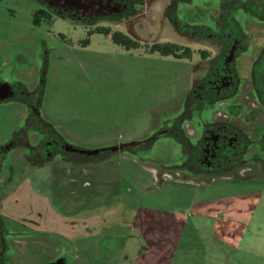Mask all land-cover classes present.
Instances as JSON below:
<instances>
[{
  "label": "rangeland",
  "instance_id": "1",
  "mask_svg": "<svg viewBox=\"0 0 264 264\" xmlns=\"http://www.w3.org/2000/svg\"><path fill=\"white\" fill-rule=\"evenodd\" d=\"M218 3L203 0L199 6H189V26L196 29L201 22V28L216 30L214 19L222 12ZM42 6L38 0H0V82L8 83L11 90L24 87L37 105L29 127L27 102L17 98L0 102V144L9 142V148H2L0 214L9 231H24L18 239L26 246L15 263L36 264L43 253L58 256L66 250V264H201V259L203 264H226L228 257V264H243V259L264 264V253L255 247L244 253L237 250L235 256L221 248L215 259L209 250L215 242L224 245L214 226H226L218 211L231 208L240 209L238 218L244 220V213L254 207L253 222L258 224H251L255 233L248 237H256L260 227L258 236L264 243V136L259 135L264 133V106L256 103L248 83V67L264 47V23L251 17L244 21L248 46L236 60L242 83L239 92L229 104L219 102L202 117L228 120L262 141L244 148L226 171L190 174L176 165L183 152L172 136L151 137L170 125L183 102L196 95L193 82L200 76L199 66L204 74L219 53L213 43H206L208 35L201 38L193 30L181 36L180 30L149 11L120 28L114 22L85 24L39 14ZM125 28L137 33L135 45L129 40L117 42V31L129 35ZM166 42L189 47L191 56L161 55L158 49ZM154 43H160V48ZM251 108L256 109L253 120H249ZM189 114L197 123L204 121L195 117L193 109L187 110ZM184 125L187 136L196 135L192 122ZM40 128L56 133L76 149L105 152L93 156L65 152L43 160L22 142L10 144L11 138L21 140L22 134L30 144H37ZM120 144H131L129 151L135 154L126 147L110 149ZM152 169L178 171L182 179L194 178L195 183H175L171 188L164 184L158 190ZM193 188L197 194L204 190L208 197H200L201 208H195L216 214L201 217V233L194 238L201 243V251L185 258L184 247L173 257L164 249L151 248L149 231L140 226L141 221L149 225V211L155 209H168L180 219L190 211L186 196H193ZM133 211H138L134 220ZM32 241L42 242H36V247L43 252L27 251L35 245Z\"/></svg>",
  "mask_w": 264,
  "mask_h": 264
},
{
  "label": "flooded vegetation",
  "instance_id": "2",
  "mask_svg": "<svg viewBox=\"0 0 264 264\" xmlns=\"http://www.w3.org/2000/svg\"><path fill=\"white\" fill-rule=\"evenodd\" d=\"M43 6L42 14L45 12L54 17L83 22L85 24H94L98 22H114L120 28H124L125 24H131L134 19L137 20L145 14L146 11L151 13V16L157 18L160 22H164L170 28H177L181 36L190 34V31L203 37L208 35L206 43L214 44V47L219 49V53L204 69V74H201V66L199 77L194 80L197 84L195 89L196 95L191 97L195 103L187 100L183 102V107L179 113L172 118L170 125L165 129H160L151 139L170 135L173 141L180 146L183 152L181 162L176 164L185 168L190 174H201L205 172H223L224 169H229L236 164L235 158L244 148L252 145L254 142L262 141L251 138L249 133H244L237 129L228 120H219L216 117L212 119H202L206 111L213 109L219 102L229 104L230 100L239 92L241 80L237 76L236 60L243 52L247 50L248 34L244 30V21L247 17L258 20L264 23V0H219L217 7L220 8V14L214 20L217 22L216 30L210 26L204 25L201 28V22L196 24L197 28L193 29L187 22V13L189 6L193 4L200 5L203 0H38ZM159 2H161L159 4ZM140 25V24H139ZM138 25V26H139ZM137 26V27H138ZM194 26V25H193ZM209 31L206 32L205 29ZM126 29V28H125ZM120 31L123 36H126L131 42L137 43L133 37H138L137 33L132 29L133 33L128 31ZM187 31V33H185ZM247 35V36H246ZM133 38V39H132ZM140 38V37H139ZM204 40V39H203ZM206 41V40H205ZM160 43H154L157 46ZM169 46L168 52L163 51V46ZM175 45V47H174ZM162 48L158 49L161 55H167L174 58H189L191 56L190 48L183 47L173 42L160 44ZM203 57H207L205 51L202 52ZM201 59V50L198 53ZM248 66V65H247ZM249 91L256 101L264 106V47L260 49L251 65H249ZM207 70L209 72H207ZM12 98L21 99L28 103L27 120L32 118V115L37 112V105L30 101V94L24 87L11 90L10 85L6 82H0V102L7 101ZM190 98V97H189ZM188 98V99H189ZM251 101V100H250ZM190 103V107L187 104ZM201 103V104H200ZM263 103V104H262ZM200 104V105H199ZM253 107L257 105L251 101ZM187 105V106H185ZM240 107V105H238ZM264 108V107H263ZM193 109L195 117H200L204 121L196 122L193 115H187V110ZM227 111V107L225 109ZM256 109L249 111L253 120ZM206 115V114H205ZM185 122H192L196 135L187 136L184 128ZM40 139L37 144H30L22 134L21 140L11 138V142L17 144L22 142L23 146L32 150L34 156H39L43 160H49L55 155L62 156L65 152L73 155L80 154L75 147L70 146L65 140H62L54 132L38 131ZM259 135H263L261 133ZM260 136V137H261ZM17 142V143H16ZM136 144V143H135ZM147 144H150L147 143ZM146 144V146H147ZM133 145V144H132ZM131 145L126 146L124 150H130ZM2 148H9V142L0 144V164L3 161L4 153ZM108 149V148H107ZM105 149L99 150L97 153H104ZM134 151V150H131ZM97 153L93 154L96 155ZM92 154L90 156H93ZM68 161H73L68 159ZM3 185V183L1 184ZM0 185V187H1ZM1 189V188H0ZM24 231H9L0 214V264H16L15 259L18 255L26 252L25 247L20 245L19 237L24 234ZM26 248L33 254L43 252L42 247ZM43 244L42 242H38ZM25 245V243H24ZM36 248V250H33ZM9 250H11L9 253ZM45 254L47 256H45ZM66 250L62 254L55 256V253H43L41 262L36 264H66ZM14 255L16 257H14ZM45 261V262H44ZM30 264V263H25Z\"/></svg>",
  "mask_w": 264,
  "mask_h": 264
},
{
  "label": "crops",
  "instance_id": "3",
  "mask_svg": "<svg viewBox=\"0 0 264 264\" xmlns=\"http://www.w3.org/2000/svg\"><path fill=\"white\" fill-rule=\"evenodd\" d=\"M152 177H153V174H152ZM191 179H193L195 183V179L194 178H191ZM153 181H154V177H153ZM169 182L170 181L159 182L160 185L157 187V189L160 190L164 184L166 186H170L171 188L172 185H177L175 183H186V182H172V183H169ZM154 183L156 182L154 181ZM189 184L190 183L185 184V185H189ZM193 190L195 189L193 188L192 192ZM201 191L203 192L201 194H197V190H195V192H193V196L192 195L186 196L188 199L190 198L189 204H188L190 211L180 216L179 217L180 219L175 218V215L172 212L168 211V209H155L156 211L154 210L149 211L150 213L148 216L150 218V220L148 221L149 225H147L146 221H141L140 226H146V230L149 231L148 238H149V243H150L151 248H156L157 250L164 249L166 250V254L169 253L171 254L170 256L173 257L174 255H176L177 249H179L180 247H184L185 248V251H184L185 258L195 256L196 253L201 251V243L197 242V240L196 241L194 240L195 236L200 235L201 233L200 231L201 230V217L206 218V217L216 215V214H208L206 213V211L195 208L196 206H200L199 208H201V198L200 197L208 199L207 195L204 193V190H201ZM187 192L184 194H187ZM246 194L247 193H244L243 195H246ZM202 203L204 204V202ZM253 208L254 207L249 209L248 213H244L245 214L244 220L238 218L239 216L238 210L240 209L231 208L229 210L224 211V213L221 211H218L221 214L222 219L224 218L227 221V224L231 226L234 225V227L231 228L226 223H225L226 226H224V228H222L221 226L220 227L214 226V233L217 232L218 237L225 240L224 245L220 243V246H219V245H216L218 244V242H215L214 244H212L213 246L211 245L212 247L210 246L209 250L212 253V256L214 259H215V255L218 252H221L223 248L224 250H228L229 252L228 254H230L231 256L233 255L235 256L234 252L237 250H240L241 252L244 253V252L250 251L254 247L258 248L256 252L261 251L262 253H264V243L260 241L259 236H258V234H260L259 233L260 227L257 229L258 233L256 234V237H252V236L248 237V234L251 235L252 233H255L253 228L251 227V224H256V223L258 224L257 221L256 223L253 222V215H252ZM141 212L143 213L142 215L144 217L147 216L145 211H141ZM137 215H138V211L137 212L133 211L131 214V219L134 220V218L137 217ZM131 225H132V222H131ZM175 225H178V226L176 227ZM151 254L152 253H150V255ZM227 259L228 261L226 264L231 262L230 257H228ZM201 264H203L202 259H201ZM243 264H249V263L245 262L243 259Z\"/></svg>",
  "mask_w": 264,
  "mask_h": 264
},
{
  "label": "built area",
  "instance_id": "4",
  "mask_svg": "<svg viewBox=\"0 0 264 264\" xmlns=\"http://www.w3.org/2000/svg\"><path fill=\"white\" fill-rule=\"evenodd\" d=\"M151 173L153 174L156 186H159V182L161 181L194 183L193 179H182L181 174L178 171H175L174 173H171L169 171H162L159 173L157 170L152 169Z\"/></svg>",
  "mask_w": 264,
  "mask_h": 264
},
{
  "label": "trees",
  "instance_id": "5",
  "mask_svg": "<svg viewBox=\"0 0 264 264\" xmlns=\"http://www.w3.org/2000/svg\"><path fill=\"white\" fill-rule=\"evenodd\" d=\"M38 13L39 14H41V13H43V11L41 10V11H38ZM101 31H104V32H108L107 31V29H105V28H102V29H100ZM117 35L119 36V38H118V40H117V42H119L120 44H125V43H127V40H129L126 36H123V34L121 33V32H118L117 31ZM130 41V40H129ZM133 45H135V43L133 44ZM156 47H159L158 45L156 46ZM161 48H162V46H160ZM159 47V48H160ZM174 47H175V45H174ZM170 50V47L169 46H163V51L166 53V52H168ZM29 120L30 119H28L26 122H27V124L29 125V127H31L32 126V123H29ZM44 124H46L47 125V123L45 122ZM45 126V125H44ZM40 130H42V131H44V129H42V128H40ZM51 131H53V130H51ZM45 132H47V131H45ZM59 136V135H58ZM62 139V138H61ZM63 140V139H62ZM127 151H129V150H127ZM129 152H131V153H133V154H135V151H129Z\"/></svg>",
  "mask_w": 264,
  "mask_h": 264
},
{
  "label": "water",
  "instance_id": "6",
  "mask_svg": "<svg viewBox=\"0 0 264 264\" xmlns=\"http://www.w3.org/2000/svg\"><path fill=\"white\" fill-rule=\"evenodd\" d=\"M128 145H131V144H120V145H116V146L110 147V149H112V150H117L118 149L119 150V149H121L123 147H126ZM76 150L79 153H85V154H88V155L95 154V153H97L99 151V149L98 150H82V149H76Z\"/></svg>",
  "mask_w": 264,
  "mask_h": 264
}]
</instances>
